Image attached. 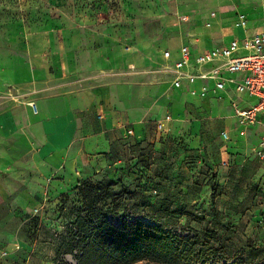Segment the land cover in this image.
Masks as SVG:
<instances>
[{
	"label": "rangeland",
	"instance_id": "374dc122",
	"mask_svg": "<svg viewBox=\"0 0 264 264\" xmlns=\"http://www.w3.org/2000/svg\"><path fill=\"white\" fill-rule=\"evenodd\" d=\"M240 13L248 28L257 27L264 0H0V122L12 123L4 140L0 130L1 150L22 134V106H33L35 96L49 101L72 87L120 86L132 78L170 81L172 64L161 54L171 41L195 47L209 31L213 47L223 46L224 36L243 35L233 27ZM203 86L200 97L210 98L213 85ZM184 112L189 120L204 113L190 104ZM226 115L201 119L196 147L188 143L186 126L173 127L170 135L156 122H147L141 136L111 130L107 163L79 161L67 185L60 173L33 163L28 151L21 165L15 161L14 170L0 176L8 192L0 195V264H76L71 225L84 207L83 181L101 183L96 196L115 225L124 218L170 231L183 227L198 232L200 243L213 230L218 240L209 245L221 257L207 264H234L239 250L247 262L253 257L264 264V161L256 146L243 156L228 151L225 160L219 157V135L229 131ZM235 126H241L237 120Z\"/></svg>",
	"mask_w": 264,
	"mask_h": 264
},
{
	"label": "crops",
	"instance_id": "0c3cea01",
	"mask_svg": "<svg viewBox=\"0 0 264 264\" xmlns=\"http://www.w3.org/2000/svg\"><path fill=\"white\" fill-rule=\"evenodd\" d=\"M263 22L264 19L253 29L248 28L246 24L245 28L240 29L243 35L236 37L241 38L253 32ZM228 29L229 32L226 34H230L231 26ZM227 37L224 36L221 45H226L236 38L230 35L228 40ZM170 45L168 49L170 58L167 61L161 54L162 60L169 64L180 57L179 50L183 45L190 49L191 58L213 47L209 31L203 32L202 38L194 44L195 47L182 41H179V44L177 41H171ZM170 76L173 78L172 73ZM240 76L241 74L238 73L233 74L236 79ZM129 81L120 86L103 84L81 90L72 87L68 94H50L49 101L44 96H35L33 106L30 104L22 106L26 121L19 127L22 134L19 135L18 140L13 145L7 144L3 151L0 147V176L2 173L10 174L14 170L12 164L15 161L20 164L27 152L33 151L31 156L33 163L41 162L42 166L60 173L62 181L59 182L62 185L71 184L74 177L72 169H75L79 161L89 167H95L97 163L100 166L107 163V154L112 143L109 136L111 130L112 132L121 130L124 133L132 130L131 135L141 136L147 122H156L160 124L159 130H163V135L165 133L170 135L169 131L173 127L186 126L190 129L188 143L196 147L199 145L196 138L200 133L201 119L217 117L216 114L224 110L230 114L226 115L225 120L230 132L222 130L219 135L222 142L219 147V157L225 160V155L227 156L229 152L243 156L250 151V148L257 147L264 128V118L258 115L257 122L244 128L243 134L241 133V126H235L237 119L232 103L240 107H250L255 104L256 98L238 92L233 83L228 82L223 90L216 93L212 91L210 98H203L200 97L201 86L204 83L211 86L212 81L198 79L189 82L183 79L179 87L172 85V79L158 82L152 79L140 81L132 78ZM190 88L195 89V93H191ZM167 90L171 93H167ZM181 97L184 102L180 101ZM186 104L196 109L200 105L203 115L193 117L191 120L186 119L184 112ZM167 116L170 119H167ZM11 125V122H0L2 139L8 137ZM222 132L227 133V139L223 138ZM231 136H234L233 141ZM41 177V174H36L38 182L41 181ZM3 194L7 196L8 192L0 183V195ZM19 196L27 197L28 191L23 190Z\"/></svg>",
	"mask_w": 264,
	"mask_h": 264
},
{
	"label": "trees",
	"instance_id": "16d2710c",
	"mask_svg": "<svg viewBox=\"0 0 264 264\" xmlns=\"http://www.w3.org/2000/svg\"><path fill=\"white\" fill-rule=\"evenodd\" d=\"M87 182L80 188L84 207L71 225L73 244L80 253L76 264H207L221 257L220 249L209 245L218 240L213 230L205 231L208 240L200 243L198 232H185L183 227L170 231L161 224L129 223L124 218L119 225L111 223L108 210L100 204L102 198L96 196L103 193L101 183ZM251 260L246 261L242 250L234 254V264H256Z\"/></svg>",
	"mask_w": 264,
	"mask_h": 264
},
{
	"label": "built area",
	"instance_id": "2783aa9c",
	"mask_svg": "<svg viewBox=\"0 0 264 264\" xmlns=\"http://www.w3.org/2000/svg\"><path fill=\"white\" fill-rule=\"evenodd\" d=\"M241 19V17H240ZM239 19V20H240ZM246 24H242L245 28ZM180 57L171 65L173 73L172 85L179 87L181 80L189 82L195 80L212 81V91L216 93L224 89L226 83H233L238 92L246 93L256 98L254 105L240 107L232 103L237 122L244 128L254 125L258 115L264 118V22L261 26L243 37H236L228 44L206 49L193 58L188 46L180 47ZM164 60L170 58V51L162 52ZM241 74L236 79L233 74ZM205 86H201L200 96L205 95ZM192 93H195L192 90ZM170 119L169 116L166 117ZM160 127V124L158 123ZM129 133L132 130L128 131ZM227 139V133L222 132ZM255 155L264 159V128L259 136Z\"/></svg>",
	"mask_w": 264,
	"mask_h": 264
},
{
	"label": "bare ground",
	"instance_id": "6f19581e",
	"mask_svg": "<svg viewBox=\"0 0 264 264\" xmlns=\"http://www.w3.org/2000/svg\"><path fill=\"white\" fill-rule=\"evenodd\" d=\"M241 19L240 20H235L234 23H233V27L236 28L238 27L239 29L242 30V24L245 23L247 24V18L245 16H243L241 13L239 14ZM236 37V36H235ZM194 92H195V89H192ZM223 90V89H222ZM220 91V90H219Z\"/></svg>",
	"mask_w": 264,
	"mask_h": 264
}]
</instances>
